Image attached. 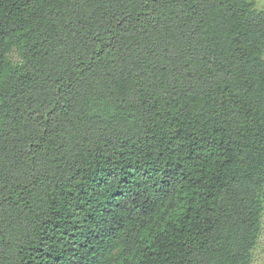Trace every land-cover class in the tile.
<instances>
[{
  "label": "trees",
  "instance_id": "1",
  "mask_svg": "<svg viewBox=\"0 0 264 264\" xmlns=\"http://www.w3.org/2000/svg\"><path fill=\"white\" fill-rule=\"evenodd\" d=\"M263 214L255 0H0V264H252Z\"/></svg>",
  "mask_w": 264,
  "mask_h": 264
},
{
  "label": "rangeland",
  "instance_id": "2",
  "mask_svg": "<svg viewBox=\"0 0 264 264\" xmlns=\"http://www.w3.org/2000/svg\"><path fill=\"white\" fill-rule=\"evenodd\" d=\"M258 9H264V0H255ZM252 264H264V214H263V232L254 250Z\"/></svg>",
  "mask_w": 264,
  "mask_h": 264
}]
</instances>
